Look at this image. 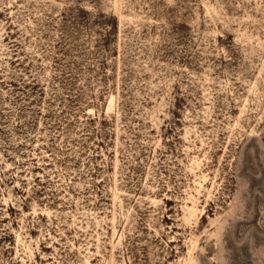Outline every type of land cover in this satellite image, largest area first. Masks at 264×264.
Instances as JSON below:
<instances>
[{
  "label": "rangeland",
  "instance_id": "obj_1",
  "mask_svg": "<svg viewBox=\"0 0 264 264\" xmlns=\"http://www.w3.org/2000/svg\"><path fill=\"white\" fill-rule=\"evenodd\" d=\"M0 264H264V0H0Z\"/></svg>",
  "mask_w": 264,
  "mask_h": 264
}]
</instances>
